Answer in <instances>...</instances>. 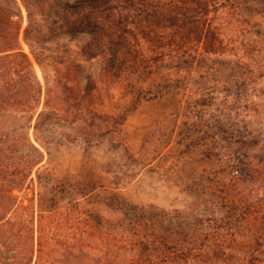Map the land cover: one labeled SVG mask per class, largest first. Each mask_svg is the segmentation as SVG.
Returning a JSON list of instances; mask_svg holds the SVG:
<instances>
[{"label": "rangeland", "instance_id": "374dc122", "mask_svg": "<svg viewBox=\"0 0 264 264\" xmlns=\"http://www.w3.org/2000/svg\"><path fill=\"white\" fill-rule=\"evenodd\" d=\"M63 2L0 0V20L21 23L19 40L42 87L30 104L35 107L0 108V173L9 177H0V204H9L13 221L24 217L31 229L27 238H6L20 247L5 259L0 245V264H78V257L93 256L79 252V220L62 213L76 198L99 228L124 229L140 239L158 227L169 241L188 245L185 234L208 231L197 228L195 215L224 210L221 191L231 177V154L224 147L232 144L216 130L223 123L243 125L223 99L226 87L235 92L250 74L220 58L190 63L187 72L170 64L145 70L128 60L108 72L116 62L117 37L102 44L92 32L63 33ZM254 21L264 25V16L249 19ZM2 26L0 32H11ZM6 45L0 38V51ZM66 84L77 88L67 90ZM250 117L246 123L257 134L262 124ZM208 126L217 135L207 136ZM43 225L37 257L32 229ZM121 242L116 252L131 254Z\"/></svg>", "mask_w": 264, "mask_h": 264}, {"label": "trees", "instance_id": "16d2710c", "mask_svg": "<svg viewBox=\"0 0 264 264\" xmlns=\"http://www.w3.org/2000/svg\"><path fill=\"white\" fill-rule=\"evenodd\" d=\"M61 10L62 17L66 16L60 26L63 33L92 32L102 44L109 35L117 37L116 62L104 69L108 72L126 60L145 70L151 64H170L187 72L190 63L220 58L227 66L235 64L250 74L247 80L237 82L235 92L225 89L224 108L236 113L243 125L217 126L222 141L232 144L224 147L231 154V177L221 191L223 212L193 217L198 229L208 231L191 237L185 234L189 240L184 246L179 240L169 241L171 238L157 231L158 227H149L148 234L139 239L125 235L124 229L97 227V219L87 216L86 207L76 198L62 213L79 220V252L93 254L78 257V264H106L108 260L118 264H264V25L249 22L264 16V0H64ZM28 14L26 36L33 29L29 9ZM0 24L11 29L0 32L7 43L0 51V108L11 103L35 107L30 104L42 87L19 40L21 23L10 19L0 20ZM75 88L65 85L67 90ZM253 115L262 124L257 134L246 123ZM209 126L207 136L217 135ZM1 176L9 180L3 173ZM11 212L9 204H0V245L5 259L10 250L19 251L16 247H20L6 238L10 239V234L27 238L31 231L23 216L15 222ZM46 217L41 214V218ZM45 230L44 225L32 229L38 233L37 257L43 253ZM121 241L128 243L122 247L131 254L116 252Z\"/></svg>", "mask_w": 264, "mask_h": 264}]
</instances>
